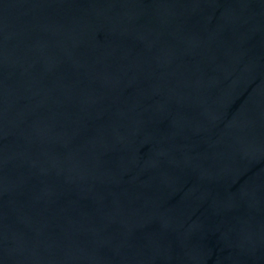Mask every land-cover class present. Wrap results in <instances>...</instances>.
Wrapping results in <instances>:
<instances>
[{
  "label": "water",
  "instance_id": "water-1",
  "mask_svg": "<svg viewBox=\"0 0 264 264\" xmlns=\"http://www.w3.org/2000/svg\"><path fill=\"white\" fill-rule=\"evenodd\" d=\"M0 264H264V0H0Z\"/></svg>",
  "mask_w": 264,
  "mask_h": 264
}]
</instances>
